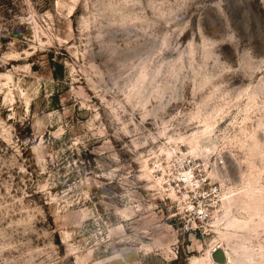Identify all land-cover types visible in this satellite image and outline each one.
I'll return each mask as SVG.
<instances>
[{"label": "rangeland", "instance_id": "obj_1", "mask_svg": "<svg viewBox=\"0 0 264 264\" xmlns=\"http://www.w3.org/2000/svg\"><path fill=\"white\" fill-rule=\"evenodd\" d=\"M186 164L215 186L204 229L167 184ZM219 244L264 264V0H0V264Z\"/></svg>", "mask_w": 264, "mask_h": 264}, {"label": "built area", "instance_id": "obj_2", "mask_svg": "<svg viewBox=\"0 0 264 264\" xmlns=\"http://www.w3.org/2000/svg\"><path fill=\"white\" fill-rule=\"evenodd\" d=\"M172 180L167 184L173 191V200L178 211L185 218L186 224L193 228H206L212 212L205 198L207 195L214 194L215 186L209 187L210 189L206 187L205 183L208 182L206 176L198 172L194 165L188 164L178 172L173 183Z\"/></svg>", "mask_w": 264, "mask_h": 264}, {"label": "water", "instance_id": "obj_3", "mask_svg": "<svg viewBox=\"0 0 264 264\" xmlns=\"http://www.w3.org/2000/svg\"><path fill=\"white\" fill-rule=\"evenodd\" d=\"M211 256L217 262L223 264H226L228 262L226 254L224 253V247L220 244L212 250Z\"/></svg>", "mask_w": 264, "mask_h": 264}, {"label": "bare ground", "instance_id": "obj_4", "mask_svg": "<svg viewBox=\"0 0 264 264\" xmlns=\"http://www.w3.org/2000/svg\"><path fill=\"white\" fill-rule=\"evenodd\" d=\"M214 248H215V247H214ZM214 248H213V249H214ZM224 253L226 254L225 249H224ZM226 257H227V254H226ZM227 259H228V257H227ZM213 260H214V259H213ZM214 261H215V260H214ZM228 261H229V260H228ZM215 263H216V264H223V263H220V262H217V261H216Z\"/></svg>", "mask_w": 264, "mask_h": 264}]
</instances>
